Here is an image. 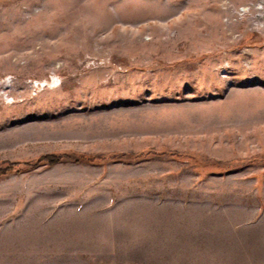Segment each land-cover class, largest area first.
<instances>
[{
    "label": "rangeland",
    "instance_id": "rangeland-1",
    "mask_svg": "<svg viewBox=\"0 0 264 264\" xmlns=\"http://www.w3.org/2000/svg\"><path fill=\"white\" fill-rule=\"evenodd\" d=\"M54 153L0 264H264V0H0V163Z\"/></svg>",
    "mask_w": 264,
    "mask_h": 264
},
{
    "label": "trees",
    "instance_id": "trees-1",
    "mask_svg": "<svg viewBox=\"0 0 264 264\" xmlns=\"http://www.w3.org/2000/svg\"><path fill=\"white\" fill-rule=\"evenodd\" d=\"M70 154L73 156L72 158L70 157ZM75 161V162H93L96 160V158L87 156L84 154H75V153H59V154H46L37 157L33 161H26V162H16V163H8V162H3L0 163V174H6L7 172H20L24 169L32 168L36 165H45V166H51L52 164L64 160V159H70Z\"/></svg>",
    "mask_w": 264,
    "mask_h": 264
},
{
    "label": "bare ground",
    "instance_id": "bare-ground-1",
    "mask_svg": "<svg viewBox=\"0 0 264 264\" xmlns=\"http://www.w3.org/2000/svg\"><path fill=\"white\" fill-rule=\"evenodd\" d=\"M257 8H258V6H257ZM44 84V83H43ZM48 84H44V86H47ZM49 87H53V85H48Z\"/></svg>",
    "mask_w": 264,
    "mask_h": 264
}]
</instances>
